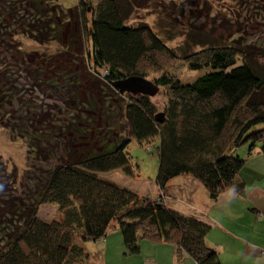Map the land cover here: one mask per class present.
<instances>
[{"label": "trees", "instance_id": "trees-1", "mask_svg": "<svg viewBox=\"0 0 264 264\" xmlns=\"http://www.w3.org/2000/svg\"><path fill=\"white\" fill-rule=\"evenodd\" d=\"M16 1L10 0V14ZM30 1L28 13L16 15L22 20L20 32L6 35L0 14V42H15L21 36L39 45L61 42L67 22L61 0ZM151 4V0H78L70 8L90 44L87 55L95 76L126 99L127 134H118L114 144L102 152L72 158L35 174L27 203L31 214L16 232L0 235V264H90L84 242L104 239L115 224L126 255L139 254L141 240L150 239L171 243L179 262L188 256L196 264H222L207 242L209 224L171 209L163 196L150 199L100 177L115 171L135 177L137 167L128 152L132 139L140 144L158 139L157 188L165 192L171 180L191 176L204 185L211 199H217L231 189L243 193L244 185L237 183L246 164L238 155L242 146L248 145V156L264 154V67L239 43L223 44L208 35L198 36L190 23L180 32L184 42L175 49L147 23L127 25ZM161 7L165 21L169 20L157 24L160 30L174 28L175 14ZM180 15H185L183 10ZM196 47L201 49L196 51ZM176 61H183L189 71L205 73L193 82H182L168 71ZM152 75L150 81L159 87L158 94L163 90L168 98L162 113L152 98L123 94L115 87L128 77L149 80ZM4 99L0 98L3 119L8 118ZM158 114L162 122L156 120ZM4 129L24 142L30 160H41L39 132L27 123L25 128ZM46 204L59 207L60 219L46 221L39 216L40 207Z\"/></svg>", "mask_w": 264, "mask_h": 264}, {"label": "rangeland", "instance_id": "rangeland-1", "mask_svg": "<svg viewBox=\"0 0 264 264\" xmlns=\"http://www.w3.org/2000/svg\"><path fill=\"white\" fill-rule=\"evenodd\" d=\"M151 1V8L138 11L127 25L147 23L170 48L175 49L184 42L180 32L187 28L186 23H190L198 36L208 35L210 40L223 44L239 43L250 51L260 67H264V0ZM16 2L10 14V0H0L6 35L23 29L22 20L19 21L16 15H26L32 8L30 0ZM60 3L67 18L61 42L39 45L25 36L7 44L0 42V98H5L2 100L7 104H3L6 107L4 112L8 114L4 119L0 115V235L16 232L29 218L31 212L27 203L33 194L36 173L68 163L72 158L102 152L114 144L118 134H127L124 119L126 99L117 96L95 76L87 55L90 44L70 9L78 4V0H61ZM162 5L175 14L174 28L163 26L160 30V25H157H165L169 20L165 21L166 16L161 14ZM181 10L185 15H180ZM58 20L60 22L61 19ZM167 36L174 40L167 41ZM168 71L185 83L193 82L205 73L189 71L183 61L173 62ZM153 78L152 75L149 81ZM7 100L11 103L8 104ZM167 101L163 90L152 98L159 113L163 112ZM1 120H4L3 124ZM26 123L41 135L38 145L41 160L35 157L30 160L24 142L20 138L13 139L4 129L14 126L25 128ZM159 145L158 139L149 144H140L132 139L128 152L137 167V175L128 177L121 171H115L100 177L150 199L165 195L167 201L169 196L166 192H158L155 182ZM247 147L244 145L241 149ZM184 178L177 177L171 184H181ZM204 188L197 193L199 198L206 194ZM15 207L20 211H15ZM39 216L46 221H54L60 219L61 214L58 206L46 204L40 207ZM99 243L102 242L85 243L86 248L92 251L91 258L98 254L95 251L101 247ZM112 253L107 257L99 253L97 260L92 261L94 264H106L107 259V264H116L111 258H119L117 264H132L136 256L126 255L123 250L115 252V257Z\"/></svg>", "mask_w": 264, "mask_h": 264}, {"label": "crops", "instance_id": "crops-1", "mask_svg": "<svg viewBox=\"0 0 264 264\" xmlns=\"http://www.w3.org/2000/svg\"><path fill=\"white\" fill-rule=\"evenodd\" d=\"M238 155L246 160L237 178V183L244 185L242 194L231 189L217 199H211L204 188L206 194H201L199 198L197 193L204 185L191 176H184L183 183L171 184L173 179L167 185L165 192L169 198L166 204L187 217H196L211 226L207 242L217 251L222 264H264V154L254 152L248 156L244 148L238 150ZM100 241L101 247L95 253H102L104 257L110 252L115 257L117 251H125L116 225ZM88 242L91 240L84 242V248L89 263L94 264L92 260L96 261L98 254L91 258L92 251L85 245ZM134 258L132 264H196L188 256L179 262L171 243L150 239L141 240L140 253ZM118 259L111 258L116 264Z\"/></svg>", "mask_w": 264, "mask_h": 264}, {"label": "water", "instance_id": "water-1", "mask_svg": "<svg viewBox=\"0 0 264 264\" xmlns=\"http://www.w3.org/2000/svg\"><path fill=\"white\" fill-rule=\"evenodd\" d=\"M115 87L123 94L144 95L150 98L155 97L159 92V87L153 82L145 78L133 76L116 82ZM156 120L162 122V114H158Z\"/></svg>", "mask_w": 264, "mask_h": 264}, {"label": "clouds", "instance_id": "clouds-1", "mask_svg": "<svg viewBox=\"0 0 264 264\" xmlns=\"http://www.w3.org/2000/svg\"><path fill=\"white\" fill-rule=\"evenodd\" d=\"M160 196H163V197H165V198H166V196H165V195H160ZM165 203H166V200H165Z\"/></svg>", "mask_w": 264, "mask_h": 264}]
</instances>
